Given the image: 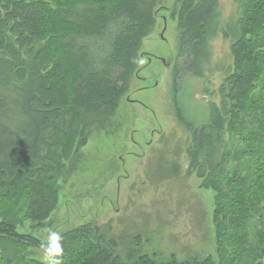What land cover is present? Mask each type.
Wrapping results in <instances>:
<instances>
[{
	"label": "trees",
	"instance_id": "1",
	"mask_svg": "<svg viewBox=\"0 0 264 264\" xmlns=\"http://www.w3.org/2000/svg\"><path fill=\"white\" fill-rule=\"evenodd\" d=\"M159 1L0 0V264H45L37 252L48 242L19 228L57 209L59 177L91 135L84 116L119 109ZM243 2L234 70L203 126L186 118L179 91L204 77L218 0H182L178 10L175 110L191 132L187 173L215 193L217 256L161 258L142 250L140 234L123 255L88 222L61 235L62 264H264V0Z\"/></svg>",
	"mask_w": 264,
	"mask_h": 264
},
{
	"label": "rangeland",
	"instance_id": "2",
	"mask_svg": "<svg viewBox=\"0 0 264 264\" xmlns=\"http://www.w3.org/2000/svg\"><path fill=\"white\" fill-rule=\"evenodd\" d=\"M242 2L218 0L219 15L213 21L217 34L210 42L204 77L188 76L181 85L180 105L196 126L208 123L210 103H221L220 87L234 70L232 46L241 35ZM181 4L157 3V22L143 42L139 74L119 109L112 116H84L91 135L59 177L57 209L47 223L33 227L28 222L19 231L48 242L49 230L62 235L91 222L120 241L123 255L140 234L142 250L161 258L173 253L181 260L217 256L215 193L202 188L196 174L187 173L191 132L175 110ZM174 164L179 165L177 176L170 175ZM37 256L46 264L44 251Z\"/></svg>",
	"mask_w": 264,
	"mask_h": 264
},
{
	"label": "clouds",
	"instance_id": "3",
	"mask_svg": "<svg viewBox=\"0 0 264 264\" xmlns=\"http://www.w3.org/2000/svg\"><path fill=\"white\" fill-rule=\"evenodd\" d=\"M48 243L45 247L46 264H62L61 257L63 246L61 235L53 230H49Z\"/></svg>",
	"mask_w": 264,
	"mask_h": 264
},
{
	"label": "water",
	"instance_id": "4",
	"mask_svg": "<svg viewBox=\"0 0 264 264\" xmlns=\"http://www.w3.org/2000/svg\"><path fill=\"white\" fill-rule=\"evenodd\" d=\"M169 9H170V7H169ZM163 36V35H162ZM162 60H163V62L165 63V64H170V61L171 60H169V59H167V58H162Z\"/></svg>",
	"mask_w": 264,
	"mask_h": 264
},
{
	"label": "flooded vegetation",
	"instance_id": "5",
	"mask_svg": "<svg viewBox=\"0 0 264 264\" xmlns=\"http://www.w3.org/2000/svg\"><path fill=\"white\" fill-rule=\"evenodd\" d=\"M156 57H157V56H156ZM151 58H152V57L149 58V61H151ZM161 59H162V58H161ZM162 61H163V60H162Z\"/></svg>",
	"mask_w": 264,
	"mask_h": 264
}]
</instances>
